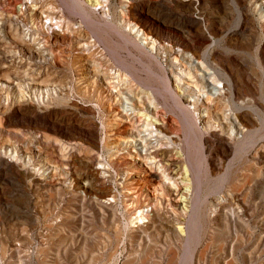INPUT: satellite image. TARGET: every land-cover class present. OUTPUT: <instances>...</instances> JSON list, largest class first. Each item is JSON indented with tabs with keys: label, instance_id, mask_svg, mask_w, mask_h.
<instances>
[{
	"label": "rangeland",
	"instance_id": "374dc122",
	"mask_svg": "<svg viewBox=\"0 0 264 264\" xmlns=\"http://www.w3.org/2000/svg\"><path fill=\"white\" fill-rule=\"evenodd\" d=\"M67 1L0 0V264H264V0Z\"/></svg>",
	"mask_w": 264,
	"mask_h": 264
},
{
	"label": "bare ground",
	"instance_id": "6f19581e",
	"mask_svg": "<svg viewBox=\"0 0 264 264\" xmlns=\"http://www.w3.org/2000/svg\"><path fill=\"white\" fill-rule=\"evenodd\" d=\"M62 1V0H61ZM67 2H69V8H71V9H75L76 11H77V13H79V14H81L80 16H85L86 18H90V15H89V13H87V11H86V9H85V7L83 6V4L82 3H80L79 1H76V0H68ZM94 2H96V1H94ZM61 5V4H60ZM87 5V4H86ZM96 6V5H95ZM129 7H131V6H129ZM128 7V8H129ZM126 8V7H125ZM117 10V9H116ZM132 11V10H131ZM75 15H77V14H75ZM134 17V16H133ZM87 19V20H88ZM103 19V18H102ZM123 19V18H122ZM85 20V19H84ZM89 21H91V20H89ZM103 22V21H102ZM111 22V21H110ZM96 23H98V21H96ZM95 23V24H96ZM127 23V22H126ZM99 24H100V21H99ZM103 24V23H102ZM109 24V23H108ZM94 25V24H93ZM111 25V24H110ZM102 27V26H101ZM115 27V26H114ZM126 28V27H125ZM109 30V29H108ZM129 32L130 33H134V35L133 36H130V34L129 33H126V32H124V31H118V33L117 34H119V37L123 40V42H124V44H126V45H128V44H132L133 46H135V48H137L138 50H144L143 48H145L144 47V44H143V41H142V35H144V33H142V31L141 30H139V29H137L136 27H134V28H129ZM107 34V33H106ZM113 34V33H112ZM77 39V38H76ZM98 41H100L99 39H98ZM108 41V40H107ZM113 41V40H112ZM103 42H104V40H103ZM104 43H106V42H104ZM111 42H109V44H110ZM120 43V42H119ZM197 44V43H196ZM108 45V44H107ZM197 47V46H196ZM209 47V46H208ZM105 48V47H104ZM107 48H109V47H107ZM192 48V47H191ZM212 48V47H211ZM109 49H111V48H109ZM109 49H107V50H109ZM210 49V48H209ZM148 50V49H147ZM150 50V49H149ZM212 50V49H211ZM207 51H209L208 49H207ZM136 52H137V50H136ZM126 53H127V51H126ZM140 53V52H139ZM194 54V53H193ZM123 56V55H122ZM129 56V55H128ZM212 56V55H211ZM118 57V56H117ZM120 58V57H119ZM125 58V57H124ZM213 58V57H212ZM214 58H215V56H214ZM113 59V58H112ZM121 59H123V58H121ZM143 59V58H142ZM196 59V58H195ZM200 59V58H199ZM120 61V60H119ZM127 61V60H126ZM212 61H213V59H212ZM115 63H117V62H115ZM121 63V62H120ZM211 63V62H210ZM122 64V63H121ZM135 64V63H134ZM133 64V65H134ZM138 64V63H137ZM150 66V65H149ZM203 66V65H202ZM205 66V65H204ZM137 67V66H136ZM138 67H139V65H138ZM141 67V66H140ZM125 70V69H124ZM162 70V69H161ZM125 71H127V70H125ZM145 71H148V70H145ZM164 71V70H163ZM203 71H205V70H203ZM207 72V71H206ZM118 73H119V71H118ZM126 74V73H125ZM166 74V73H165ZM187 74V73H186ZM116 75H117V73H116ZM182 75V74H181ZM128 76H129V73H128ZM146 76V75H145ZM166 76V75H165ZM168 76V75H167ZM182 78L183 77H185V75L184 76H181ZM215 76H213V78H214ZM169 78V77H168ZM212 78V77H211ZM157 79L159 80V82H162V83H164V80L165 79H163V77H159V76H157ZM188 79V78H187ZM171 80V79H170ZM168 81V80H167ZM180 81V80H179ZM199 82H200V80H199ZM144 83H145V81H144ZM162 85V84H161ZM171 86V85H170ZM170 86H162V88L164 89V91H167V94L169 93V97H171L172 99H175L174 98V95H172V93H171V87ZM173 89V88H172ZM203 91V90H202ZM202 91H201V93H202ZM173 92V91H172ZM176 92V91H175ZM174 92V93H175ZM179 94V93H178ZM204 94V93H203ZM119 95V94H118ZM178 96V95H177ZM200 96H202V95H198V97H200ZM235 97V96H234ZM169 101V100H168ZM171 101V100H170ZM198 102V101H197ZM129 103V102H128ZM164 103V102H163ZM93 104V103H92ZM172 103H170V105H171ZM94 105V104H93ZM132 105V104H131ZM234 105H236V104H234ZM172 106H173V104H172ZM170 107V106H169ZM175 107V106H174ZM126 108V107H125ZM129 108V107H128ZM237 109H239V107H237ZM123 110V109H122ZM195 109H194V106L192 107V109L190 110V108H188V107H181V112H180V114H181V117H182V120H183V123L186 125V127H187V129H188V131L189 132H191L193 135H196L197 137H201L202 136V131L203 130H201L200 128H199V126H201L200 125V123L197 121V120H199L200 119V115H199V113H196V111H194ZM100 111V110H99ZM179 111V110H178ZM121 113H123V112H121ZM124 114V113H123ZM246 116V115H245ZM180 118V117H179ZM199 123V124H198ZM201 127H203V126H201ZM157 129V128H156ZM183 130V129H182ZM157 131V130H156ZM187 136V135H186ZM186 139V138H185ZM190 139V138H189ZM194 139V138H193ZM197 139V138H196ZM140 140V139H139ZM198 141H199V139H198ZM132 142V141H131ZM193 142H194V140H193ZM66 143V142H65ZM195 143H196V141H195ZM199 143V142H198ZM201 143V142H200ZM71 144V143H70ZM102 144V143H101ZM141 144V143H140ZM197 144V143H196ZM95 145V144H94ZM130 146H131V144H130ZM193 146V145H192ZM195 148V147H194ZM66 150V149H65ZM203 156V155H202ZM203 159V158H202ZM135 160V159H134ZM202 161V160H201ZM105 163V162H104ZM195 167V166H194ZM197 170H198V168H197ZM197 190V189H196ZM51 196V195H50ZM140 200V199H139ZM140 202V201H139ZM193 203V202H192ZM145 204V203H144ZM122 207V206H121ZM136 210V209H135ZM136 212V211H135ZM137 213V212H136ZM135 214V213H134ZM142 213H138V216L137 217H135L134 218V220H137V222H135L134 224H136L137 226L135 227L136 229H138L139 227H138V225H140V224H142L143 222L142 221H144L143 219V217H142V215H141ZM150 214V213H149ZM131 220V219H130ZM133 221V220H132ZM149 223H150V221H149ZM130 224V223H129ZM156 224V223H155ZM143 225V224H142ZM133 226H135V225H133ZM153 226V225H152ZM134 228V227H133ZM151 228V227H150ZM141 229V228H140ZM178 229V228H177ZM127 230L130 232L131 230H133V229H131V228H127ZM126 230V231H127ZM121 231V230H120ZM142 232V231H141ZM193 233V232H192ZM196 233V232H195ZM121 234V233H120ZM119 234V235H120ZM129 234V233H128ZM181 235V234H180ZM202 237V236H201ZM146 238V237H145ZM167 238V237H166ZM207 247V246H206ZM201 250H203V249H201ZM200 250V251H201ZM110 252V251H109ZM203 252V251H202ZM185 257V256H184ZM214 258V257H213ZM110 259V258H109ZM172 259V258H171ZM196 259V258H195ZM179 260V259H178ZM171 261V260H170ZM126 263V262H125ZM230 264H231V262H229Z\"/></svg>",
	"mask_w": 264,
	"mask_h": 264
}]
</instances>
